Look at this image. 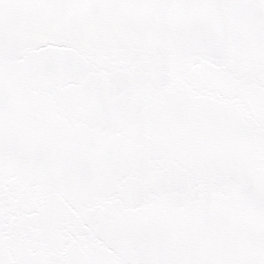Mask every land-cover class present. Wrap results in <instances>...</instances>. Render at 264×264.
<instances>
[{
	"label": "snow or ice",
	"instance_id": "obj_1",
	"mask_svg": "<svg viewBox=\"0 0 264 264\" xmlns=\"http://www.w3.org/2000/svg\"><path fill=\"white\" fill-rule=\"evenodd\" d=\"M0 264H264V0H0Z\"/></svg>",
	"mask_w": 264,
	"mask_h": 264
}]
</instances>
